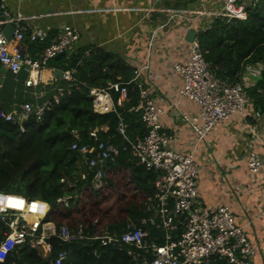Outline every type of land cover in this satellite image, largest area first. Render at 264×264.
I'll use <instances>...</instances> for the list:
<instances>
[{
    "label": "built area",
    "instance_id": "2783aa9c",
    "mask_svg": "<svg viewBox=\"0 0 264 264\" xmlns=\"http://www.w3.org/2000/svg\"><path fill=\"white\" fill-rule=\"evenodd\" d=\"M206 1L216 4V8L207 6L193 13L208 18V25L219 16L245 19L246 7L251 2ZM3 16L0 20V66L13 74L27 71L29 76L24 84L33 91L32 100L14 102L6 112L0 109V118L23 130V124L30 117L41 120L52 104L59 103L74 86L80 84L74 69H56L48 64L50 59L60 54H69L79 41L80 32L65 25L48 46L31 56L24 52L22 43L43 42L49 33L32 28L19 13L11 14L4 10ZM5 22L12 26L11 38L6 37L1 27ZM188 44L187 57L172 66L182 80L179 97L188 98L199 107L197 114L181 117L196 140L201 142L230 116L238 114L244 117L248 113L251 108L245 90L248 81L232 84L216 77L209 70L197 39ZM141 71L142 68H133L128 79L116 76L103 87L90 88L88 96L93 111L97 114L113 113L116 117L115 132L109 133L106 123L94 126L84 137L79 130L71 129L70 149L78 154L80 160L82 171H79V177L91 176L92 186L99 189L108 170L116 163L119 147L114 139L116 134L120 135L137 164L155 175L152 182L154 194L146 203L149 215L140 218L138 223L128 221L119 233L104 230L97 236H88L83 233L82 224L74 230L65 225L56 227L46 218L49 211L46 202L0 191V222L7 228L0 239V264L7 254L23 245L30 248L46 245L50 251V243L46 244L49 238H56L63 244L98 239L102 246L110 245L124 251L131 257L132 264H252L255 249L242 226L235 222L231 209L226 205L205 206L197 199L200 160L193 150L185 152L174 147V136L160 122L164 111L149 98L148 91L140 82ZM131 90L136 91L137 97L127 111L140 114V121L146 129L142 137L134 140L128 135V125L119 111L129 101ZM251 132L253 136L246 140L245 163L249 172L264 173V127L255 126ZM74 180L66 179V182L73 185ZM70 197H60L57 201L68 202ZM148 227L158 231L159 236L151 237ZM93 254H97L96 249ZM66 256L67 251L62 249L48 264H62Z\"/></svg>",
    "mask_w": 264,
    "mask_h": 264
},
{
    "label": "trees",
    "instance_id": "16d2710c",
    "mask_svg": "<svg viewBox=\"0 0 264 264\" xmlns=\"http://www.w3.org/2000/svg\"><path fill=\"white\" fill-rule=\"evenodd\" d=\"M246 11L245 19L214 17L197 37L215 76L232 84L251 82L245 89L249 102L254 111L264 116V0H251ZM44 46L45 43L35 42L29 43L28 48L34 54ZM48 64L56 69H74L80 84L59 103L52 104L41 120L30 117L23 130L0 118V191L46 202L49 205L46 218L56 227L65 225L74 230L82 224L83 233L88 236H97L104 230L119 233L128 221L138 223L149 215L146 203L154 194L155 175L137 164L128 144L116 134L114 142L119 147L116 163L108 170L102 187L95 189L91 176L79 177L82 167L78 154L70 149V131L77 129L84 137L94 126L106 123L109 133L115 132V115L95 113L88 93L91 87L105 86L118 73L129 75V68L95 46L77 47L72 53L50 59ZM136 97L130 91L129 101L119 110L133 140L146 133L140 114L127 111ZM66 179H75L74 184L69 185ZM66 196H71L68 202L57 201ZM148 229L151 237L159 236L152 227ZM6 230L0 222V239ZM47 243L51 245L50 251L46 245L17 247L2 264H48L62 249L67 251L62 264H132L124 251L102 246L98 239L63 244L49 238Z\"/></svg>",
    "mask_w": 264,
    "mask_h": 264
},
{
    "label": "crops",
    "instance_id": "0c3cea01",
    "mask_svg": "<svg viewBox=\"0 0 264 264\" xmlns=\"http://www.w3.org/2000/svg\"><path fill=\"white\" fill-rule=\"evenodd\" d=\"M207 6L216 8L206 0H0V19L4 10L21 14L32 28L49 33L38 42L45 47L65 25L72 26L80 32L73 50L95 46L129 68V75L116 76L128 79L133 68H142L140 82L164 111L160 122L174 136V147L193 150L200 160L197 199L205 206H228L255 249L252 264H264V173L249 172L245 163L246 140L253 127H264V116L250 106L244 117L230 116L201 142L181 117L197 114L199 107L179 97L182 80L172 65L187 57L188 43L198 41L197 34L210 26L208 18L193 13ZM9 25L2 27L9 31ZM189 31L195 33L191 41ZM29 43L35 42L21 47L33 56ZM28 76L27 71L13 74L0 66V109L9 111L14 102L32 100L33 90L24 84Z\"/></svg>",
    "mask_w": 264,
    "mask_h": 264
},
{
    "label": "water",
    "instance_id": "95a60500",
    "mask_svg": "<svg viewBox=\"0 0 264 264\" xmlns=\"http://www.w3.org/2000/svg\"><path fill=\"white\" fill-rule=\"evenodd\" d=\"M2 19L3 18H1L0 20H2ZM9 26H10V30L9 31L4 30V33H5V35H6L7 38H11L12 37V26L11 25H9ZM193 37H195V33L193 31H189L188 34H187V40L188 41H191L193 39ZM62 55L63 54H60L57 57L62 56Z\"/></svg>",
    "mask_w": 264,
    "mask_h": 264
},
{
    "label": "rangeland",
    "instance_id": "374dc122",
    "mask_svg": "<svg viewBox=\"0 0 264 264\" xmlns=\"http://www.w3.org/2000/svg\"><path fill=\"white\" fill-rule=\"evenodd\" d=\"M249 1H250V0H247L248 3H249ZM252 69H253V67H252ZM252 69H251V70H252ZM250 83H251V82L249 81V82L247 83V85H249ZM16 103H17V102H16ZM248 113H249V111H248ZM106 177H107V176H106Z\"/></svg>",
    "mask_w": 264,
    "mask_h": 264
}]
</instances>
